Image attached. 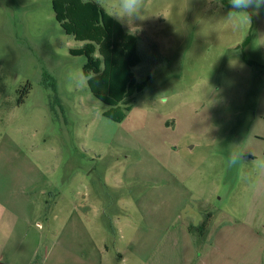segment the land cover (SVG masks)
<instances>
[{
    "label": "rangeland",
    "instance_id": "1",
    "mask_svg": "<svg viewBox=\"0 0 264 264\" xmlns=\"http://www.w3.org/2000/svg\"><path fill=\"white\" fill-rule=\"evenodd\" d=\"M94 1L109 14L118 3ZM232 10L221 0H145L141 18L118 20L139 39L137 79L151 80L116 123L88 80L77 86L87 59L70 50L84 43L65 33L52 0H0V198L15 204L27 190L36 204L44 190L57 209L90 199L92 233L115 258L127 226H154L157 245L187 200L183 217L196 208L213 214L212 229L231 223L209 264H264V7L247 9L250 25ZM233 151L242 155L230 165ZM165 181L173 197L162 196ZM245 239L250 249L231 261L226 242ZM165 249L169 264L183 260L168 242L155 260Z\"/></svg>",
    "mask_w": 264,
    "mask_h": 264
},
{
    "label": "crops",
    "instance_id": "2",
    "mask_svg": "<svg viewBox=\"0 0 264 264\" xmlns=\"http://www.w3.org/2000/svg\"><path fill=\"white\" fill-rule=\"evenodd\" d=\"M117 183L122 184L121 181ZM167 183L162 186L164 190L161 191L162 196L173 197L174 194L172 196L168 194L171 183ZM183 186L186 188L185 184ZM47 193L44 190L40 192L43 199L40 203L35 201L36 204L32 202L30 192L27 190L14 199L17 201L15 204L7 203L0 198L1 264H134L133 258L139 264H169L166 259L168 249L162 252L163 256L155 260L159 256L158 250L166 242L171 246L181 247L183 260L179 264H209V258L213 256V253L220 252L223 248L218 243V237L232 227L231 223L230 225L229 223L213 225L212 233L209 232L205 244L197 245L195 237L189 232V226L198 225L203 217L196 208H191L190 213L187 212L183 217V212L189 209L188 201L184 200L175 215L176 218L182 219L174 227L172 225L163 229L165 233L159 244L152 242L150 235L156 231L154 226H147L144 230L131 223L127 226L132 235L127 242L126 252H118L115 258L109 255L106 239L99 237L100 235L95 237L92 233L97 228L92 226L93 220L87 216L93 209L92 202L87 203L90 199L77 204L73 198V202L66 207L57 209L51 207L56 205L54 202L59 197L52 193L53 203H51L46 199ZM98 198L96 196L95 200ZM136 208L140 212V208L138 206ZM181 210L182 215L179 214ZM97 212L99 214L102 210ZM118 223L121 224L119 233L125 234V229L122 228L123 221L119 220ZM121 239L125 237L121 236ZM249 240L226 242L227 246L224 247H227L231 261L237 249H250L249 246L245 248L246 245H250ZM255 241L254 244H260V240ZM197 248L201 250L200 256H197Z\"/></svg>",
    "mask_w": 264,
    "mask_h": 264
},
{
    "label": "trees",
    "instance_id": "3",
    "mask_svg": "<svg viewBox=\"0 0 264 264\" xmlns=\"http://www.w3.org/2000/svg\"><path fill=\"white\" fill-rule=\"evenodd\" d=\"M221 1L231 7L229 0ZM52 7L65 33L84 43L70 53L86 57L83 73L96 76L88 80V84L92 94L107 107L104 117L122 123L151 80V76H147L139 81L134 73L142 63L138 37L126 32L123 25L94 0H52ZM249 42L250 36L244 45ZM202 215L199 225L189 226L199 246L205 244L214 217L212 213Z\"/></svg>",
    "mask_w": 264,
    "mask_h": 264
},
{
    "label": "clouds",
    "instance_id": "4",
    "mask_svg": "<svg viewBox=\"0 0 264 264\" xmlns=\"http://www.w3.org/2000/svg\"><path fill=\"white\" fill-rule=\"evenodd\" d=\"M145 0H118L115 9L110 13V17L117 20H131L132 18H141V13L144 10ZM231 8L228 13L229 18H239L242 22L250 25L251 20L247 9L253 8L259 10L264 7V0H229ZM96 79L95 74L89 73L82 75L77 82V86H83L87 80ZM242 152L233 151L229 155V164L234 165L241 158ZM257 166L264 170V161H258Z\"/></svg>",
    "mask_w": 264,
    "mask_h": 264
},
{
    "label": "built area",
    "instance_id": "5",
    "mask_svg": "<svg viewBox=\"0 0 264 264\" xmlns=\"http://www.w3.org/2000/svg\"><path fill=\"white\" fill-rule=\"evenodd\" d=\"M1 264V263H0Z\"/></svg>",
    "mask_w": 264,
    "mask_h": 264
}]
</instances>
